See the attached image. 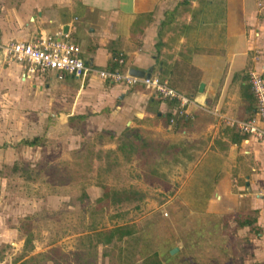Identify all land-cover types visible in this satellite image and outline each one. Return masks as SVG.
I'll use <instances>...</instances> for the list:
<instances>
[{
	"label": "crops",
	"instance_id": "0c3cea01",
	"mask_svg": "<svg viewBox=\"0 0 264 264\" xmlns=\"http://www.w3.org/2000/svg\"><path fill=\"white\" fill-rule=\"evenodd\" d=\"M218 8L222 17V4ZM242 10L241 15L252 9ZM208 14L207 0H0V44L55 33L76 44L81 60L93 68L132 67L156 74L170 87L189 91L183 115L192 121L188 128L175 127V100L141 85L102 80L94 73L82 81L69 75L57 79L54 71L29 75L22 64L7 62L1 50L0 105L17 119L68 127L79 121L115 136L128 127L146 136L173 138L167 142L187 145L188 161L200 151L202 159L214 157L207 210L226 213L233 232L226 247L237 252L234 264H264V142L243 136L233 141L231 134H240L227 123L247 118L239 95L242 81L233 74L243 73L252 43L241 25L237 36L243 48L235 52L241 60L227 53L226 31L223 40L228 44L220 42L211 51ZM118 54L124 66L113 60ZM203 128L208 133L195 138ZM162 138L156 139L166 141Z\"/></svg>",
	"mask_w": 264,
	"mask_h": 264
},
{
	"label": "rangeland",
	"instance_id": "374dc122",
	"mask_svg": "<svg viewBox=\"0 0 264 264\" xmlns=\"http://www.w3.org/2000/svg\"><path fill=\"white\" fill-rule=\"evenodd\" d=\"M207 1L211 51L229 42L227 53L239 52L243 47L237 34L244 27L252 43L243 69L247 80L248 71L264 62V9L257 5L264 0ZM221 4L222 17L216 10ZM244 8L252 9L250 14L241 15ZM235 57L242 59L238 53ZM176 92L191 98L186 88ZM11 115L0 105V264H144L153 252L161 264L235 263L236 250L226 247L233 234L226 213L207 210L214 157L202 159L201 151L192 161L182 157L162 163L167 156L159 157L164 177L154 178L136 159L127 160L115 149V139L93 124L76 121L68 127ZM200 132L195 138L208 133L205 128ZM32 137H38L34 146L20 142ZM101 185L116 193L115 202H94ZM118 225L132 229L131 236L101 243L96 233ZM27 232L31 249L23 247ZM173 247L177 249L170 253Z\"/></svg>",
	"mask_w": 264,
	"mask_h": 264
},
{
	"label": "built area",
	"instance_id": "2783aa9c",
	"mask_svg": "<svg viewBox=\"0 0 264 264\" xmlns=\"http://www.w3.org/2000/svg\"><path fill=\"white\" fill-rule=\"evenodd\" d=\"M257 5L264 9L263 3L258 2ZM0 50L7 62L22 64L29 75L54 71L57 79L69 75L82 81L89 73H94L102 80L129 86L141 85L161 97L175 100L178 115H184V106L190 102L156 74L137 76L128 73L127 68L96 69L85 64L79 57V47L55 33L38 35L27 41H8L0 44ZM113 60L118 66H124L125 61L120 54ZM247 82L254 99L252 115L245 119H227V123L245 141L251 137L264 142V62L248 71Z\"/></svg>",
	"mask_w": 264,
	"mask_h": 264
},
{
	"label": "trees",
	"instance_id": "16d2710c",
	"mask_svg": "<svg viewBox=\"0 0 264 264\" xmlns=\"http://www.w3.org/2000/svg\"><path fill=\"white\" fill-rule=\"evenodd\" d=\"M240 76L242 83L239 85V95L242 99V110L244 111L246 117H250L253 112L254 99L249 88V84L246 80V74L237 73ZM169 115H165L164 122L168 124ZM79 122V121H78ZM74 123H76L74 121ZM192 123L189 117L183 115H177L174 118V124L176 129L178 128H188ZM111 139H115L116 147L127 160L131 157L136 159L137 163L144 168V173L146 175L152 176L154 178L164 177V173L158 170L160 165L157 159L162 156L170 157L167 160L161 158V162L172 161L179 162V159L187 154V145L183 142H167L162 141L153 137H149L143 134L138 129L125 127L121 132L115 136L113 132H108ZM230 133H233L232 131ZM230 138L238 140L242 138V135H237L235 133L231 134ZM38 137H32L31 139H21L20 142L24 145L34 146L37 144ZM3 146V144H2ZM112 152V149H109ZM190 157V156H189ZM181 160V159H180ZM102 193L99 197L94 199V202L98 205L103 204L104 206L110 205L116 201V193L112 192L107 185H101ZM132 229L124 225L114 226L108 230L96 233V235L101 238L99 239L101 243L106 244L111 242L113 239L121 240L124 237L131 236ZM30 246V236L28 232L23 240V247L25 249H31ZM144 264H161V261L157 257L156 253H151L144 259Z\"/></svg>",
	"mask_w": 264,
	"mask_h": 264
},
{
	"label": "water",
	"instance_id": "95a60500",
	"mask_svg": "<svg viewBox=\"0 0 264 264\" xmlns=\"http://www.w3.org/2000/svg\"><path fill=\"white\" fill-rule=\"evenodd\" d=\"M128 73L132 74V75H137V76H149L148 72H145L144 70H140V69H136V68H129L128 69ZM201 88V84L199 86ZM176 247H173L172 249H170V253H174L176 251Z\"/></svg>",
	"mask_w": 264,
	"mask_h": 264
}]
</instances>
